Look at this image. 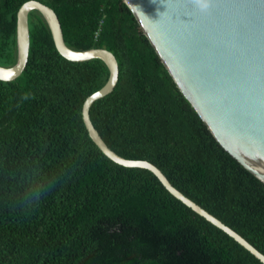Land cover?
<instances>
[{
	"label": "trees",
	"instance_id": "obj_1",
	"mask_svg": "<svg viewBox=\"0 0 264 264\" xmlns=\"http://www.w3.org/2000/svg\"><path fill=\"white\" fill-rule=\"evenodd\" d=\"M54 11L67 47L105 49L113 91L90 120L119 156L170 184L264 255V184L215 140L122 0H0V66L16 63V14ZM21 75L0 81V264H262L174 198L148 170L120 166L90 140L82 105L109 76L72 62L47 23L28 15Z\"/></svg>",
	"mask_w": 264,
	"mask_h": 264
},
{
	"label": "water",
	"instance_id": "obj_2",
	"mask_svg": "<svg viewBox=\"0 0 264 264\" xmlns=\"http://www.w3.org/2000/svg\"><path fill=\"white\" fill-rule=\"evenodd\" d=\"M158 54L178 89L219 145L264 184V0H122ZM41 14L54 47L64 59H100L108 68L105 85L87 97L82 121L90 140L112 162L150 171L186 207L224 232L264 264V255L242 236L174 188L145 160H130L112 151L93 126L89 109L110 94L118 81V64L105 49L75 51L67 47L59 20L38 1L16 14V63L0 66V81L23 72L29 52L28 15Z\"/></svg>",
	"mask_w": 264,
	"mask_h": 264
}]
</instances>
